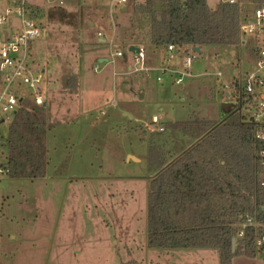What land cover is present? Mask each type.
Wrapping results in <instances>:
<instances>
[{
    "label": "rangeland",
    "instance_id": "374dc122",
    "mask_svg": "<svg viewBox=\"0 0 264 264\" xmlns=\"http://www.w3.org/2000/svg\"><path fill=\"white\" fill-rule=\"evenodd\" d=\"M20 1L0 0V12ZM24 1L39 6L42 13L34 19L39 35L32 40L26 63L39 78L47 119V166L45 176L34 180L0 175V264H219L210 250L147 247V187L153 173L148 167L149 149L157 146L168 161L192 143L168 127L167 114L177 121L217 122L232 103L247 113L246 99L224 89L233 83L243 86L244 77L256 71L247 42L204 46L200 54L192 53L189 75L176 85L178 76L160 69L183 72L186 52L167 61L161 49L150 44L148 29L133 7L124 6L127 14L120 19L122 7L101 1L107 9L105 20L98 22L107 41L115 28L113 43L84 45L83 39L91 42L92 38L85 24L78 22L81 0ZM217 3L207 0L210 8ZM245 6L251 11L254 5ZM152 7L160 9L157 2ZM6 25L12 27L9 34L20 30L18 19ZM129 42L143 47L147 73L121 74L116 67L112 52ZM98 48L109 61V71L88 67L81 87L93 88L95 76L102 78L105 95L100 104L95 98L93 115L103 114L91 127L79 126V103L61 88L59 79L70 70L68 64L80 65L84 51ZM124 108L128 116H123ZM153 115L158 118L155 129ZM0 151V162L5 163L6 147ZM238 260L239 264H264L258 257Z\"/></svg>",
    "mask_w": 264,
    "mask_h": 264
},
{
    "label": "trees",
    "instance_id": "16d2710c",
    "mask_svg": "<svg viewBox=\"0 0 264 264\" xmlns=\"http://www.w3.org/2000/svg\"><path fill=\"white\" fill-rule=\"evenodd\" d=\"M247 3L263 5L264 0L219 2L214 8L207 0H168L159 10L142 3L133 12L148 29L151 45L160 49L172 45L177 52H188L193 47L243 44L240 26L250 12ZM26 8L34 19L41 14L38 7ZM61 86L75 94L76 76H63ZM222 114L217 122H168L171 130L192 140L168 161L157 146L150 147L148 167L153 173L147 187V247L210 250L219 264H232L235 257H258L264 263V252L255 250L252 231L237 239L233 250L231 245L240 216L249 213L264 220L258 156L264 144L255 140L254 126L237 106ZM46 131L44 107L23 101L6 131L5 175L29 180L45 176Z\"/></svg>",
    "mask_w": 264,
    "mask_h": 264
},
{
    "label": "built area",
    "instance_id": "2783aa9c",
    "mask_svg": "<svg viewBox=\"0 0 264 264\" xmlns=\"http://www.w3.org/2000/svg\"><path fill=\"white\" fill-rule=\"evenodd\" d=\"M113 5L121 7L131 4L136 7L142 3L157 2L162 7V4L168 0H104ZM237 0H219L222 3L233 4ZM18 19L20 21V30L12 32V27L6 25L10 19ZM0 149L4 147L5 138L2 129L7 131L14 114L20 108L23 101H31L35 105H43V99L40 95L38 87L39 78L34 76L27 65L29 55V44L39 35V29L35 25V20L31 16L30 11L26 8V2L21 0L14 4L12 8H6L0 12ZM243 35V44L247 42V46L253 51L251 55L254 59L256 71L244 77V85L233 86L231 84L224 89L230 91L237 97L246 99L247 113H241L245 120L254 126V138L256 141L264 144V4L254 5L253 9L246 13L245 20L240 26ZM97 37H103L101 32L97 33ZM262 43V44H261ZM137 52L132 54V68L131 72L149 71L144 67L145 53L141 46L136 47ZM129 52L128 49L125 50ZM121 49H115L112 52V57L121 58L125 52ZM191 49L186 52L182 68L183 72L171 71L168 67L160 69L162 73H169L170 75H177L174 84L179 85L182 78L188 76V70L193 62ZM177 54L174 46L168 45L165 48L164 58L167 61L172 60ZM262 73V76L260 75ZM220 77L218 73L216 75ZM160 78H157L159 81ZM28 92L27 95L23 91ZM230 97V94H227ZM237 104L234 103V107ZM240 111V108H239ZM158 123L156 116L151 117L152 129ZM159 132L163 131V127L157 129ZM2 152L0 151V157ZM259 163L261 167L260 185L264 189V147L258 152ZM6 174L4 163L0 162V175ZM264 214V209L262 210ZM261 217V216H260ZM248 231L254 234V247L257 252H264V220L259 217L246 213L240 216V222L235 231L234 242L241 239Z\"/></svg>",
    "mask_w": 264,
    "mask_h": 264
},
{
    "label": "crops",
    "instance_id": "0c3cea01",
    "mask_svg": "<svg viewBox=\"0 0 264 264\" xmlns=\"http://www.w3.org/2000/svg\"><path fill=\"white\" fill-rule=\"evenodd\" d=\"M83 1L84 0H81V4L79 2H77L78 4H80V9H79V13L77 14V18H78V22H81V23L83 22L85 24V29L88 31V33H90V34H88V35H90V38H92L91 42H90V40H84L83 39V42H84L83 44L88 45V44H92V43L95 44L96 43L98 45H103V44H107V42L112 44L113 43L112 33L115 31V28L111 29V33H110L111 37L109 38V41H107L106 33H105L106 31H105V29H103L100 26L101 22H98L101 19L105 20L104 15L106 13L107 8H105V6H103V4H101V1H104V0H92L91 3L85 4V5L83 4L84 3ZM27 5L28 4L26 3V6ZM60 5H61V3H60ZM127 5L131 6V4H127ZM29 6H32V5L29 4ZM82 6H83V9H82ZM34 7H39V6H34ZM121 7L122 8L119 10L120 16L117 17L120 19L122 17H124V15L127 14V9L124 6H121ZM110 10H111V8H109V11ZM38 18H36L35 20H37ZM113 26H114V23H113ZM93 30L95 33L91 32ZM98 32H101L103 34V37H101V38L97 37ZM114 41H115V39H114ZM31 43H32V41L30 42L29 47L31 46ZM131 46L137 47L140 45L136 44V42L135 43L129 42V43H126L123 47L121 46V48H117V49H121V50L129 49ZM85 49H87V48H85ZM30 51L31 50L29 48V55L31 56ZM84 52H85V54L83 53V55H81L80 60H79L80 65H78L77 68H76V66L71 67V65L68 64V62H65L69 65L68 68H70V70L68 71V69L66 68V71H68L69 73L67 72V74H64L63 76L68 75V74H72V75L76 76L77 82H78L77 92L75 94H70L68 92L67 93L69 96L74 97V99H77V102L79 103V106L81 107V108L79 107V109H78V113H79L78 124H79V126L84 125L87 127H91L93 125V123H95L98 120L97 118H99L103 114L102 111H99L96 113L95 116L93 115L94 114L93 113L94 108H95V106H94L95 98L98 97V104H100L99 99L102 97L103 94L105 95V93H104L103 85L101 83V79H102L101 77L95 76L96 78L94 80L96 82L94 84H96V85H94L93 88H90L91 86L90 87L88 86L89 87L88 89H84L85 88L84 86L81 87V84L83 83L81 76H83L82 75L83 72H88V67H91L93 71H99V70H104L105 72L109 71L108 70L109 61H108L107 57L104 56L103 52H101L100 48H98L97 50L95 49V51L86 50ZM161 52L163 54H165V49L164 48L161 49ZM178 53H180V52H177V54ZM116 59L117 60H116L115 65H116V67H118L122 71L121 74L132 73L131 68H132L133 62H132L131 52L125 51L121 58H116ZM93 63H96V64H93ZM148 63H150V62H148ZM97 64H98V66H97ZM99 66H100V68H99ZM148 66H150V65L148 64ZM147 68H149V67H147ZM59 82H60V86H61V80L60 79H59ZM109 87H110V85H109ZM49 88L52 89V86H49ZM61 88H62V86H61ZM82 102H84V104H85L84 108L82 107V104H81ZM233 106H234V103L231 104V107H233ZM126 110L127 109L124 108L123 116H128L129 113ZM93 116L94 117L97 116V117L92 118ZM153 116H155V115H153ZM171 117L173 118V121L171 120ZM166 118H167L168 122H171V123H174L177 121L175 119V117L171 114H167ZM132 157H134V156H132ZM127 158H130V155H128ZM248 260H252V259H248ZM238 261H239L238 257H235L232 260V264L241 263Z\"/></svg>",
    "mask_w": 264,
    "mask_h": 264
},
{
    "label": "water",
    "instance_id": "95a60500",
    "mask_svg": "<svg viewBox=\"0 0 264 264\" xmlns=\"http://www.w3.org/2000/svg\"><path fill=\"white\" fill-rule=\"evenodd\" d=\"M129 52H137L138 49L135 46H131L128 49ZM191 52L196 53V54H200L201 53V47H193L191 48ZM223 116V114L221 115V117ZM171 120L173 121V118L171 117ZM130 159L136 160L134 157L130 156ZM234 240H232L231 245H232V250L234 249Z\"/></svg>",
    "mask_w": 264,
    "mask_h": 264
}]
</instances>
